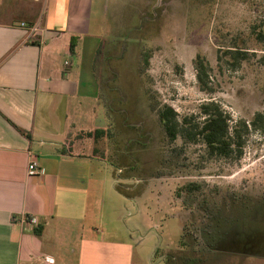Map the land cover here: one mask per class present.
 <instances>
[{
    "label": "rangeland",
    "instance_id": "rangeland-1",
    "mask_svg": "<svg viewBox=\"0 0 264 264\" xmlns=\"http://www.w3.org/2000/svg\"><path fill=\"white\" fill-rule=\"evenodd\" d=\"M90 31L98 37L94 109L99 123L120 132L106 149H117L123 165L138 163L128 171L110 157L94 169L93 177L106 181L99 189V234L127 241L124 224L130 227L134 264H184L186 249L201 255L199 264H264V40L257 39L264 33V0H94ZM234 44L250 54L235 66L218 53ZM210 101L233 123L250 125L241 158H210L203 144L181 137L170 143L153 109L167 105L182 119ZM118 184H130L141 199L122 202ZM187 184H199L200 192L179 197ZM183 225L192 234L186 247L179 243ZM211 228L223 235L214 246ZM213 247L226 253L211 256Z\"/></svg>",
    "mask_w": 264,
    "mask_h": 264
},
{
    "label": "crops",
    "instance_id": "crops-1",
    "mask_svg": "<svg viewBox=\"0 0 264 264\" xmlns=\"http://www.w3.org/2000/svg\"><path fill=\"white\" fill-rule=\"evenodd\" d=\"M93 2L0 0V264H134L130 227L127 241L97 230L106 181L93 171L110 162L85 135L106 128L94 109ZM32 159L43 174L29 175Z\"/></svg>",
    "mask_w": 264,
    "mask_h": 264
},
{
    "label": "trees",
    "instance_id": "trees-1",
    "mask_svg": "<svg viewBox=\"0 0 264 264\" xmlns=\"http://www.w3.org/2000/svg\"><path fill=\"white\" fill-rule=\"evenodd\" d=\"M258 40H264V33L259 32L257 34ZM73 50V45L71 47ZM218 53L220 54L219 58L221 59V54H225L226 56H230L233 60V66H235L240 61L247 60L250 57L249 52L246 49H242L237 47L235 44L228 46L226 49H219ZM100 50L97 52V60L100 55ZM255 54V53H253ZM149 57L150 53L144 52L142 55V62L145 66L149 64ZM264 58V56H263ZM197 68H198V78L203 84L205 81L202 79V75L206 68L203 65V61L201 58L198 57L197 59ZM209 79V77H208ZM154 110H157L159 121L161 122L163 129L166 133L169 142H174L177 137H181L185 143H193L198 144L201 143L205 146L208 157L210 158H223V159H230L232 157H237L238 159L242 157L243 154V147L245 144V138L249 134L250 125L247 124L245 121H239L233 123L232 117L216 102L210 101L208 103H204L200 106V111L198 115L186 116L182 119L178 118L176 112L169 106L164 105L162 108H158L153 106ZM255 123H252V126ZM17 128V127H16ZM23 134V131L20 130ZM86 136L91 137L94 142L98 145L94 149V156H99L102 160L106 159L108 162L111 163L110 157L116 158L121 162V165L126 164V162L122 161L120 155H118L117 149L107 150L106 148L112 147V143H116L119 139L120 132L117 128L106 127V128H97L90 133H86ZM71 143L65 145V148L62 150V154H70L71 153ZM123 165V166H126ZM138 163H133L132 165L126 166L128 171L137 170ZM121 177L132 178V174L130 173H120ZM130 186L128 185H120L116 186L117 190L124 194L127 197H134L138 198L139 196H132V191L128 189ZM201 186L199 184H187L182 186L177 195L182 194V191L186 194L195 195L200 192ZM179 200V198H177ZM179 209L177 215L180 219L182 212L181 206L178 205ZM187 225H183L182 227V234L180 237V245L183 247L188 246L187 239L189 241L192 238V234L190 232H183V229L186 228ZM40 229H38V232ZM215 231L210 229L208 233V245L214 246L216 240H219L222 236H217ZM219 248V247H218ZM214 248L211 249V253L214 254H222L226 253L221 251V248ZM188 257L183 261L184 264H199L202 260V257L197 255L190 254L189 250L186 249ZM236 252V251H234ZM233 253V252H232ZM160 254V248H158L155 252V255ZM235 254V253H233ZM178 260L175 262V264ZM178 264V263H177Z\"/></svg>",
    "mask_w": 264,
    "mask_h": 264
},
{
    "label": "built area",
    "instance_id": "built-area-1",
    "mask_svg": "<svg viewBox=\"0 0 264 264\" xmlns=\"http://www.w3.org/2000/svg\"><path fill=\"white\" fill-rule=\"evenodd\" d=\"M65 66L69 67L70 66V62L66 61L65 62ZM28 173L29 175H40L44 173V169L40 167L39 163L37 162V160L32 159V161H30L29 165H28ZM29 222L34 226V227H38L39 225V221L36 217H31L29 218Z\"/></svg>",
    "mask_w": 264,
    "mask_h": 264
}]
</instances>
